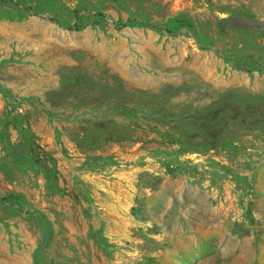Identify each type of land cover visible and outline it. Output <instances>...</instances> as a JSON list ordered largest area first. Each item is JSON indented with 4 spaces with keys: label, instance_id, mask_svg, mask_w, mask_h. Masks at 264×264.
Wrapping results in <instances>:
<instances>
[{
    "label": "rangeland",
    "instance_id": "obj_1",
    "mask_svg": "<svg viewBox=\"0 0 264 264\" xmlns=\"http://www.w3.org/2000/svg\"><path fill=\"white\" fill-rule=\"evenodd\" d=\"M0 264H264V0H0Z\"/></svg>",
    "mask_w": 264,
    "mask_h": 264
}]
</instances>
